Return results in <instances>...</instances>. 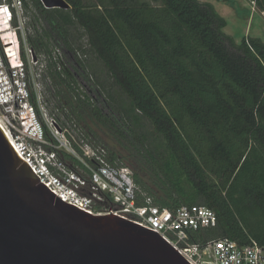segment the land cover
Listing matches in <instances>:
<instances>
[{
  "label": "trees",
  "instance_id": "1",
  "mask_svg": "<svg viewBox=\"0 0 264 264\" xmlns=\"http://www.w3.org/2000/svg\"><path fill=\"white\" fill-rule=\"evenodd\" d=\"M65 1L55 8L26 1L37 22L27 41L35 55H45L54 85L66 90L71 115L103 125L129 154L91 145L130 167L154 204L214 209L218 225L197 231L195 240L253 238L264 245V41H236L209 1ZM255 2L264 11V0ZM59 41L74 57L72 69L59 66ZM79 75L104 96L105 107L89 86L79 90ZM34 97L32 91L36 105Z\"/></svg>",
  "mask_w": 264,
  "mask_h": 264
},
{
  "label": "built area",
  "instance_id": "2",
  "mask_svg": "<svg viewBox=\"0 0 264 264\" xmlns=\"http://www.w3.org/2000/svg\"><path fill=\"white\" fill-rule=\"evenodd\" d=\"M26 1H0V121L3 127L0 126L40 181L59 198L88 213H112L157 231L190 264H264V245L253 238L247 244L230 237L194 239L197 231L218 225L214 209L202 204H184L176 210L162 208L136 184L130 167L109 161L105 148H95L81 139L77 149L67 134L59 137V131L51 130L54 139L45 136L44 126L36 118L27 58H23L22 52L25 42L28 56L37 58L26 40ZM51 125L58 128L56 121ZM58 147H63L80 164L74 165L65 159Z\"/></svg>",
  "mask_w": 264,
  "mask_h": 264
},
{
  "label": "water",
  "instance_id": "3",
  "mask_svg": "<svg viewBox=\"0 0 264 264\" xmlns=\"http://www.w3.org/2000/svg\"><path fill=\"white\" fill-rule=\"evenodd\" d=\"M47 8L65 0H41ZM0 264H190L157 231L48 189L0 126Z\"/></svg>",
  "mask_w": 264,
  "mask_h": 264
},
{
  "label": "rangeland",
  "instance_id": "4",
  "mask_svg": "<svg viewBox=\"0 0 264 264\" xmlns=\"http://www.w3.org/2000/svg\"><path fill=\"white\" fill-rule=\"evenodd\" d=\"M140 1H147L154 5L159 3V0ZM202 1H209L215 5L218 12L228 21V26L225 28V31L232 35L236 41L240 42L244 36L259 37L264 41V11H262L256 3H253V0ZM30 14L31 12L27 11L28 20L25 25L26 40L28 33L30 31L34 32L37 28V22L34 21L32 17L30 18ZM28 46L31 47L29 44ZM22 52L27 58L30 87L35 95L36 118L41 125H43V123L46 124L50 132H53L51 130L55 132L59 131V137L64 138V135L67 134L77 149H80L77 142H81V139H85L92 145H102L109 150H115L121 156L126 157L129 154L128 149L122 147L113 136L108 134V130L103 125L95 121L78 120L71 115V109L66 104V98L64 96V91L66 90L63 91L64 87L54 85L51 77L46 71L45 55H36V60L28 56L25 42L22 43ZM54 55L59 62V66L65 70L67 68L72 69L74 57L70 52L64 49L61 41H59L58 46L55 47ZM89 62L93 66L95 72H101L102 69L98 60H95L94 57H89ZM78 80L79 90L83 91L86 89L85 86H89V94L94 97L95 101H97L100 106L105 107L104 96L94 89L92 82L87 83L81 75L78 76ZM105 111H108L107 108H105ZM53 121H56L58 124L59 129L56 127L58 130L54 125H51ZM49 139L47 141L50 142ZM58 151L61 154L66 153L70 155L63 147H58ZM68 160L74 164L73 160L69 158ZM122 161L128 165L133 163L132 158H124Z\"/></svg>",
  "mask_w": 264,
  "mask_h": 264
},
{
  "label": "bare ground",
  "instance_id": "5",
  "mask_svg": "<svg viewBox=\"0 0 264 264\" xmlns=\"http://www.w3.org/2000/svg\"><path fill=\"white\" fill-rule=\"evenodd\" d=\"M0 125L3 127V124L1 123V121H0Z\"/></svg>",
  "mask_w": 264,
  "mask_h": 264
}]
</instances>
